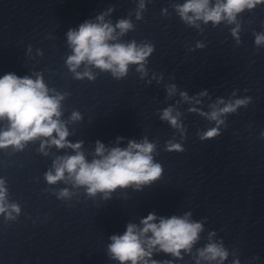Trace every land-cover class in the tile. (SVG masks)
<instances>
[{
  "label": "water",
  "instance_id": "1",
  "mask_svg": "<svg viewBox=\"0 0 264 264\" xmlns=\"http://www.w3.org/2000/svg\"><path fill=\"white\" fill-rule=\"evenodd\" d=\"M183 2L144 0L141 10L140 0H0V77L15 73L35 80L40 74L50 95H63L60 119L67 140L83 141L81 151L89 161L97 140L111 148L147 137L156 144L154 161L163 168L161 178L141 190L117 189L105 200L71 181L50 185L45 180L57 156L75 154L71 148L46 145L41 151L47 139L41 137L22 150L0 149V179L8 202L20 207L15 219L0 214V264H119L108 254L110 236L122 235L128 223L139 226L149 213L167 218L188 212L204 226L191 252L182 251V259L154 252L153 259L196 264L197 250L214 231L212 242L229 253L223 264L235 259L264 264V44L257 46L254 35L264 33V3L238 14L236 23L214 27L198 21L197 28L176 13L174 5ZM110 8L105 22L130 19L134 26L120 42L154 45L147 75L130 65L127 76L116 79L92 67L95 80L76 79L66 65L72 54L67 32L86 20L97 22ZM172 84L177 91L168 97L166 86ZM181 91L189 101L181 99ZM246 98V106L221 117L218 137L200 140L198 133L216 126L200 111L210 112L218 99ZM169 106L180 113L184 136L161 121L160 112ZM73 112L81 118L72 120ZM6 127L7 121H0V130ZM117 137L124 140L117 144ZM170 140L184 151H167ZM62 189L68 197L58 198Z\"/></svg>",
  "mask_w": 264,
  "mask_h": 264
},
{
  "label": "clouds",
  "instance_id": "2",
  "mask_svg": "<svg viewBox=\"0 0 264 264\" xmlns=\"http://www.w3.org/2000/svg\"><path fill=\"white\" fill-rule=\"evenodd\" d=\"M261 3H264V0H184L182 4L174 5V8L181 21L198 28V21L204 24L211 22L214 27L222 21L236 23L238 14L246 9L252 10ZM144 8V0H140L139 9ZM112 11L110 8L107 13L98 15L97 22L86 20L78 28L68 30L67 41L72 54L67 57L66 65L76 79L82 80L86 77L90 81L95 80L92 67L110 72L116 79L126 77L130 65H135L136 71L143 76L147 75L145 65L154 52V45L138 44L135 40L120 42V37L134 26L130 19H120L115 25L110 20L105 22V16ZM136 17L141 18L139 11ZM238 31L237 25V28L232 30L233 36H236ZM254 35L257 46L264 44V33ZM197 47L202 48L204 45L198 42ZM81 65H84L83 72L77 71ZM166 91L168 97H171L177 91V86L168 85ZM49 93L50 90L40 74H37L35 80L29 76L19 77L15 73L0 77V121H7V127L0 130V149L13 147L22 150L27 142L41 137L47 138L41 142V151H44L46 145L55 146L57 149L71 148L75 154L57 156L53 161L52 170L44 174L45 180L50 185L62 180L71 181L74 187H84L90 196L103 194L105 200L110 199L117 189L135 186L134 190L139 191L142 186L150 185L161 178L163 168L160 163L154 161L153 156L157 146L149 142L147 137L140 142L128 140L126 147L111 148L97 140L93 158L89 161L81 151L83 141L73 144L67 140L69 132L60 119L61 101L64 96ZM179 95L182 100L189 101L187 92L181 91ZM247 103V98L228 102L218 99L215 104L209 105L210 112L200 111L201 116L216 122L215 127L203 131L202 134L198 133L200 140L218 137L219 125L224 123L221 117L235 113ZM196 111L198 110L195 108L189 109V112ZM80 118L79 113H72V120ZM160 119L168 122L182 136L186 134L180 113L173 107L164 108L160 112ZM123 140L124 137H117V144ZM166 150L182 152L184 148L181 143L170 140L166 143ZM44 154L47 155V152ZM68 196V190L62 189L58 198ZM7 197L5 180L0 179V214L5 215L6 219H15L13 213L19 215L20 207L16 203H9ZM190 217V212L183 216L172 215L167 218L149 213L140 220L139 226L128 223L122 235L109 237L111 243L108 244L107 250L110 259L119 261V264H127L129 261L131 264H161L152 258L154 252L182 259V251L191 252L204 231L203 222L193 221ZM214 235L215 232H211L209 242L197 250L196 264H201V261L207 264H223L228 259L229 253L223 244L212 242L211 237ZM167 264H171V261ZM233 264H240L239 259L233 260Z\"/></svg>",
  "mask_w": 264,
  "mask_h": 264
}]
</instances>
